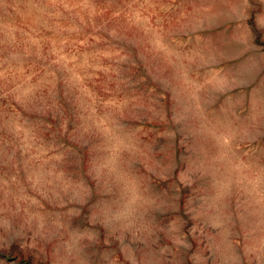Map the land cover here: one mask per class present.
Returning <instances> with one entry per match:
<instances>
[{"label":"rangeland","instance_id":"rangeland-1","mask_svg":"<svg viewBox=\"0 0 264 264\" xmlns=\"http://www.w3.org/2000/svg\"><path fill=\"white\" fill-rule=\"evenodd\" d=\"M0 264H264V0H0Z\"/></svg>","mask_w":264,"mask_h":264}]
</instances>
